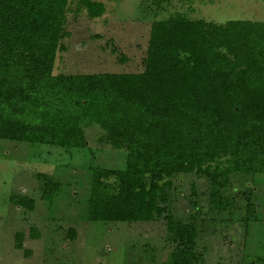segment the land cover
I'll list each match as a JSON object with an SVG mask.
<instances>
[{"label": "trees", "instance_id": "1", "mask_svg": "<svg viewBox=\"0 0 264 264\" xmlns=\"http://www.w3.org/2000/svg\"><path fill=\"white\" fill-rule=\"evenodd\" d=\"M71 1L91 18L105 11L98 0H0V139L84 149V128L97 124V141L123 150L125 166L90 168L87 219L162 217L177 247L170 264H196L198 224L170 214L173 177L205 175L209 207L231 213L234 175L264 174V21L175 13L151 22L143 71L54 74ZM246 199L245 226L257 220Z\"/></svg>", "mask_w": 264, "mask_h": 264}, {"label": "rangeland", "instance_id": "2", "mask_svg": "<svg viewBox=\"0 0 264 264\" xmlns=\"http://www.w3.org/2000/svg\"><path fill=\"white\" fill-rule=\"evenodd\" d=\"M98 1L105 11L94 18L71 1L70 36L56 53L54 74L143 71L151 22L175 13L217 24L264 21V0H164L161 6L155 0ZM84 131V149L0 139V264H170L177 247L162 217L152 222L87 219L90 168H124L125 152L99 143L97 124ZM37 173L54 184L46 187ZM232 180L225 192L234 200L230 213L209 207L205 175L173 177L170 214L198 224L196 264H246L257 257L264 264V174L239 173ZM246 197L257 217L247 226L242 222ZM23 198L34 201L33 209L18 204ZM70 228L74 236L68 235ZM16 232L23 233L21 248L15 247Z\"/></svg>", "mask_w": 264, "mask_h": 264}]
</instances>
